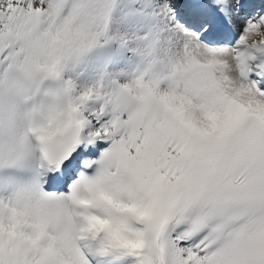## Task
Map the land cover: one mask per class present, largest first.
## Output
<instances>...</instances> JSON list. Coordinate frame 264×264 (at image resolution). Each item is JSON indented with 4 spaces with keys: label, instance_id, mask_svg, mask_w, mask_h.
<instances>
[{
    "label": "snow or ice",
    "instance_id": "obj_1",
    "mask_svg": "<svg viewBox=\"0 0 264 264\" xmlns=\"http://www.w3.org/2000/svg\"><path fill=\"white\" fill-rule=\"evenodd\" d=\"M0 264H264V0H0Z\"/></svg>",
    "mask_w": 264,
    "mask_h": 264
}]
</instances>
